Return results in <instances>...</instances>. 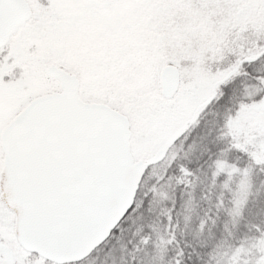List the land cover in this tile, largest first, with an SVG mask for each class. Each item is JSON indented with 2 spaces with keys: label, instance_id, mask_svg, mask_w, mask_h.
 <instances>
[{
  "label": "snow or ice",
  "instance_id": "snow-or-ice-1",
  "mask_svg": "<svg viewBox=\"0 0 264 264\" xmlns=\"http://www.w3.org/2000/svg\"><path fill=\"white\" fill-rule=\"evenodd\" d=\"M261 59L264 0H0V264H79L118 236L147 207L146 158L211 103L217 126L190 149L243 191L264 169V71L245 67ZM171 163L154 183L187 182Z\"/></svg>",
  "mask_w": 264,
  "mask_h": 264
},
{
  "label": "trees",
  "instance_id": "trees-1",
  "mask_svg": "<svg viewBox=\"0 0 264 264\" xmlns=\"http://www.w3.org/2000/svg\"><path fill=\"white\" fill-rule=\"evenodd\" d=\"M245 67L253 73L264 71V59ZM251 84L241 75L228 85L229 98L243 97L244 87ZM222 108L211 103L199 116L198 126L177 136L163 159L146 167L136 199L143 201L150 192L147 207L130 213L116 225L120 234L106 239L79 264L109 252L112 244L110 264H174L180 249L184 252L182 264H212L218 253L239 239L264 233V169L251 171L243 191L238 188L239 176L225 188L223 178L213 180L207 158L201 160L190 149L192 144L202 146L203 134L217 126ZM173 159L192 166L187 182L178 180L172 171L170 183L162 186L158 179L154 183L153 177L167 171Z\"/></svg>",
  "mask_w": 264,
  "mask_h": 264
},
{
  "label": "rangeland",
  "instance_id": "rangeland-1",
  "mask_svg": "<svg viewBox=\"0 0 264 264\" xmlns=\"http://www.w3.org/2000/svg\"><path fill=\"white\" fill-rule=\"evenodd\" d=\"M250 87L251 85L244 87L242 96L246 94V91ZM167 144H160L156 152L149 155L145 162L160 156ZM262 237H264V233L255 237L239 239L235 244L228 246L225 250L218 253L212 264H257L264 257V251L261 250L260 246ZM112 245L109 246V252L98 255L82 264H110V260H112L110 252V249L113 247ZM237 249H240V252H237Z\"/></svg>",
  "mask_w": 264,
  "mask_h": 264
},
{
  "label": "water",
  "instance_id": "water-1",
  "mask_svg": "<svg viewBox=\"0 0 264 264\" xmlns=\"http://www.w3.org/2000/svg\"><path fill=\"white\" fill-rule=\"evenodd\" d=\"M171 144H172V143H168V144L165 146V148L163 149V152L161 153L160 156H157L156 158H154V159H152V160H150V161L145 162V163H146V167H147L148 165H150V164H155V163H157V161L162 160L163 157L165 156V154H166V152H167L169 146H170ZM142 171H145V170L142 169ZM140 182H141V179H140ZM134 191H135V189H134ZM136 193H137V192H136ZM131 200H132V196L130 195V196H129V201H131ZM117 219H119V217H117ZM101 239L103 240V242L106 240V239H103V238H101ZM103 242H99V241H98V242H97V245L99 246V245H101ZM98 246H94L93 250H94L95 248H97ZM93 250H91L90 253H91ZM90 253H84V254H83V255H84V258H83V259H85L88 255H90ZM83 259H81V260H83ZM81 260H80V261H81Z\"/></svg>",
  "mask_w": 264,
  "mask_h": 264
}]
</instances>
